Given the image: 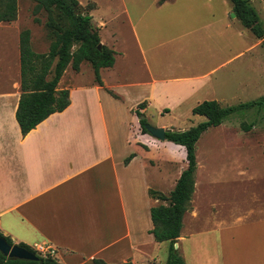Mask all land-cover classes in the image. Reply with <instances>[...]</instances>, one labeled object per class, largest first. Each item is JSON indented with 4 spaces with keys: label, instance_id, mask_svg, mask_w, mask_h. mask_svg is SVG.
<instances>
[{
    "label": "crops",
    "instance_id": "1",
    "mask_svg": "<svg viewBox=\"0 0 264 264\" xmlns=\"http://www.w3.org/2000/svg\"><path fill=\"white\" fill-rule=\"evenodd\" d=\"M249 1L264 28V0ZM223 5L218 15L199 8L198 14L205 8L210 17L184 34L198 46L188 43L182 52L175 47L179 34L163 37L165 33L150 30L146 41L133 26L130 54H136L139 67L124 63L125 70H118V59L126 61L128 55L116 48L113 32L104 46L114 51L115 62L100 69L102 86L96 81L63 86L66 69L57 90H68L70 104L25 136L15 117L21 95V29L15 22L0 24L3 236L32 249L53 248L51 257L58 264L166 262L169 243H157L150 234L151 208L166 203L149 191L171 193L187 168L185 149L141 134L134 111L146 118L153 108L177 125L187 121L183 129L171 122L156 127L185 131L202 122V116L192 114L200 103H246L262 88L264 36L257 39L238 29L230 1ZM173 24L170 20L163 27ZM142 103L145 107L138 109ZM211 129L217 133L206 137ZM224 129V123L210 128L196 143L194 192L174 248L186 264H264V150L254 165L252 140L239 136L228 144ZM161 149L164 153L157 154ZM174 157L181 158L175 173Z\"/></svg>",
    "mask_w": 264,
    "mask_h": 264
},
{
    "label": "trees",
    "instance_id": "2",
    "mask_svg": "<svg viewBox=\"0 0 264 264\" xmlns=\"http://www.w3.org/2000/svg\"><path fill=\"white\" fill-rule=\"evenodd\" d=\"M36 9L46 12L45 26L49 30L51 43L45 54L36 53L31 46L29 30L20 33V100L15 117L22 136L28 134L38 124L54 113L64 111L70 104L68 90L58 91V83L66 69L71 66L78 72L83 62L89 63L94 72L96 83L102 86L100 69L114 65V51L101 44L99 30L92 23V17L85 13L78 0H32ZM232 13L242 27L257 39L264 36L263 24L257 11L249 0H229ZM17 18V0H0V24L11 23ZM101 44L100 49L98 46ZM264 48V41L262 42ZM110 95L119 99L114 93ZM145 104H139L143 109ZM254 111L264 112V95L257 100L223 107L217 101H204L193 110V115L202 116L204 122L185 131H167L165 140L185 149L187 168L181 173L174 189L168 196L149 191L152 198L165 202L151 208L153 229L150 231L155 242H168V255L164 264H186L174 248L182 228V219L188 209L194 192V174L196 171V143L210 128L223 124L230 116ZM139 120L142 134H148L144 128L146 119L140 120L143 113L134 111ZM255 122L241 124L243 131H250ZM149 135V134H148ZM133 157L130 155L125 163ZM0 236L12 245L10 238ZM19 246L33 252L24 245ZM38 262L11 260L0 254V264H58L51 256L40 258ZM46 260V262L44 261ZM94 264H106L94 260Z\"/></svg>",
    "mask_w": 264,
    "mask_h": 264
},
{
    "label": "rangeland",
    "instance_id": "3",
    "mask_svg": "<svg viewBox=\"0 0 264 264\" xmlns=\"http://www.w3.org/2000/svg\"><path fill=\"white\" fill-rule=\"evenodd\" d=\"M225 1L229 2V0ZM78 2L83 7L85 13L92 17V23L98 28L100 39L103 40L101 42L102 45H104V41L111 40V34L113 32L116 33V48L123 50L128 55L126 61L121 60V58L118 59V70H121V67L125 70L124 63H131V65L139 67L136 54L134 53V56L130 54L131 50H133V34L131 31L133 26L136 28L140 38L146 41H148L149 37L147 34L151 31L154 33L158 31L163 32L165 33L163 37L179 34L181 41L177 42L175 47L180 48V52H182V48L188 43L193 48L198 46L196 40L184 38V34L197 30L198 24L200 23L199 20L210 17H208L209 14H207L205 8H203L205 13L198 14L199 8L209 7V12L215 11L216 15L220 14L224 8V0H78ZM230 17L233 18L232 14H230ZM46 18V12L36 9V4L32 0H17V18L14 22L20 27L21 31L29 30L31 34V46L36 53H47L52 40L49 30L45 26ZM170 20L174 21L173 27L164 28L163 25ZM104 24L107 27L106 29H104ZM237 26L238 29L244 30L240 23ZM179 55L183 57L184 53H179ZM82 64L83 67L78 72L73 71L71 66L67 68V73L62 83L63 86L67 82H95L91 65L86 62ZM126 70L130 74L135 73L132 71L131 66H128ZM263 95L264 84L261 89L255 91L248 99L249 101L257 100ZM145 116L147 124L155 128L160 124L170 122L173 123L175 129H183L189 125L187 121L183 125H177L166 114H162V112L158 113L153 108L147 110ZM200 121L204 122L205 118L201 117ZM251 122H255L256 125L250 131L246 132L241 129V124H250ZM224 124L226 129L222 131V134L225 136L229 135L230 138L226 139L228 144L238 142L239 136H246L248 139L250 138L249 140H252V144L254 145L252 156L255 157L252 160L254 165L258 164V154H263L264 150V112L258 114L251 111L232 115ZM216 133V130L211 129L205 134L207 137ZM206 137L202 139V143L198 146V155L200 158L203 157L201 154L203 152L201 145H205L204 141ZM164 151V149H161L157 151V154L160 152L164 153ZM180 164L181 158L178 157L174 160L173 173H175V170ZM33 253L39 258H45L42 254L34 250Z\"/></svg>",
    "mask_w": 264,
    "mask_h": 264
},
{
    "label": "water",
    "instance_id": "4",
    "mask_svg": "<svg viewBox=\"0 0 264 264\" xmlns=\"http://www.w3.org/2000/svg\"><path fill=\"white\" fill-rule=\"evenodd\" d=\"M232 17H235V14L232 13ZM101 44L98 46L100 49ZM145 117L141 116L140 120H144ZM144 128L148 134L158 141H165V133L168 130L163 128H155L148 124H145ZM0 254L11 260H20V261H29V262H38L41 259L35 255L33 252L19 246L16 244H8L4 238L0 236ZM46 262V260H44Z\"/></svg>",
    "mask_w": 264,
    "mask_h": 264
},
{
    "label": "built area",
    "instance_id": "5",
    "mask_svg": "<svg viewBox=\"0 0 264 264\" xmlns=\"http://www.w3.org/2000/svg\"><path fill=\"white\" fill-rule=\"evenodd\" d=\"M33 250L37 253L42 254L43 257L53 256L55 254V250L53 248L42 245L33 248Z\"/></svg>",
    "mask_w": 264,
    "mask_h": 264
}]
</instances>
